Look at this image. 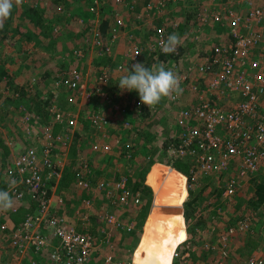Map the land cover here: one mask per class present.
I'll use <instances>...</instances> for the list:
<instances>
[{
  "label": "rangeland",
  "instance_id": "obj_1",
  "mask_svg": "<svg viewBox=\"0 0 264 264\" xmlns=\"http://www.w3.org/2000/svg\"><path fill=\"white\" fill-rule=\"evenodd\" d=\"M129 1L134 2V8L126 10L123 7L122 11L130 36L123 34L114 42L112 39H105L109 46L110 56L97 54L96 46L89 41V47L86 51L82 50V56L75 57L70 50L82 39L85 41L83 32L87 29L78 18L86 19L91 16L87 25L99 28L101 19L109 17L111 11L117 6L109 2L101 11L93 14L89 12L87 1L63 0L62 8L57 13L54 11L51 13L49 12V7H51L49 0H24L21 5L13 6L11 15L0 28V58L5 60V68L16 77L18 83L22 82L23 109L27 106L36 111L32 100L37 99L43 104L42 110H46L45 106L53 102L63 109L71 108L77 114L76 137H73L71 141L67 140L62 148L63 150L70 149L66 151L71 161L69 170L72 166L74 169V166L79 167L86 162L93 182L101 178L112 181L117 176L123 175L133 192V184L139 175L137 169L140 165L146 164L147 158L153 155L156 158L162 155L163 159L170 157L167 150H163L162 143L180 131V125L176 122L178 109L197 97V90L193 85L197 82V76L196 73L192 74L189 71L197 54L199 55L201 51L216 42H224L229 34L225 26H220L211 20L208 13L203 14L201 7L204 6L198 5L196 0H151L154 1L151 8H146L149 0ZM222 1L226 2V0ZM36 3L42 8L41 12L46 25L52 23L51 27L47 26L44 29L43 25L38 24L35 19L23 18V5ZM193 5L202 15H198V18L197 16L187 18L185 11ZM174 20L178 21L176 29L170 26L171 21ZM159 21L168 25L166 27L169 28L168 34H177L181 43L178 45L177 56L158 54L159 59L152 66L164 64L166 68L179 75L178 77L189 75L190 80L189 82L180 80L182 92L178 95L176 102L166 97L151 109L146 106V112L141 111L142 109L134 112L131 110L129 99L123 94L124 91L119 90L118 92V85L113 86L121 76L132 70L125 54L129 44L128 39H137L145 45L154 35V27ZM259 51L257 47L253 54L257 55ZM119 62L122 66L116 71L115 65ZM103 64H108L111 71L103 87L106 91L114 90L119 100L114 102H120L124 107L120 117H130V124L124 126L119 124V112L114 115L112 99H100L99 96L94 95L89 100L69 104L64 100L66 89L60 88V85L55 83L60 67L74 65L90 77L91 84L95 73L101 70L100 67H104ZM0 86L1 93L4 85ZM4 98V95L1 96L0 101ZM18 101L12 97L10 100H5V107L0 112L6 115L3 123L0 122V136L8 135L13 140L7 148V153L4 152L5 148L1 147L0 163L2 164L7 162V157L12 158L19 153L22 145L31 140L29 136L22 134L21 125L18 124L20 111L15 108L19 104ZM260 103L264 105V96ZM93 109L106 111L111 118V123L105 127H95L87 122L84 114ZM48 116L46 112L43 121H47ZM140 136L142 137L139 138ZM93 141L108 144V148L103 152L93 151L90 147ZM156 148L160 152L155 153ZM163 159L158 158V161L153 162L148 169L144 168L145 171L141 172L144 177L143 183L149 185L152 191L150 198L152 202L151 205L144 204L140 208L138 206L144 199L142 195L137 204L131 201L128 204L119 202L113 204L102 190L94 187L82 189L74 184L70 177H66L67 180L62 183L61 179L58 180L53 192L55 195H60L63 202L53 201L52 204L55 202L53 207L55 211L64 213L70 223L91 231L95 237L93 252L95 263H98L97 261H100L103 255H110V258L118 261L119 264H171L173 258L176 259L177 264H212L218 255L211 246L218 245L222 232L237 216L245 212L244 209L247 210L245 205L249 204L252 207L259 205L252 201L256 194L252 179L243 183L229 200L227 199L229 197H223L221 194L213 195L212 189L219 185L221 180L197 172L195 175L197 179L187 182L185 174L177 171ZM180 177L183 180L184 186L182 187L178 185ZM258 178L263 180L264 174ZM189 189L192 190L190 196ZM83 197L91 200V207L86 216L77 219L76 210L82 208ZM188 197H194V200L190 202L186 219L183 208L184 201ZM136 207L140 210V218L135 216ZM26 212H33V210L20 209V214ZM107 212L117 214L127 223L130 222L129 218L133 217V228L130 230L112 228L110 235L105 237L104 230L109 228L104 218ZM82 220H86L85 224L81 222ZM154 235H156V242L154 240L152 244L150 241ZM259 237L254 231L241 232L233 236L229 242L230 263L238 264L250 252L256 238ZM178 240L182 241L177 242ZM204 241L209 243V249H205L202 245ZM138 242L142 245H137ZM7 243V237H0V248L9 257L2 264H28L30 258L38 254L35 249L27 248L23 254V261L20 262L19 254L13 248L8 247ZM149 247L150 252L146 256L145 249ZM186 251H189V255L183 256ZM45 254L46 252L44 253L46 257ZM134 258H137L140 263H136Z\"/></svg>",
  "mask_w": 264,
  "mask_h": 264
},
{
  "label": "built area",
  "instance_id": "obj_2",
  "mask_svg": "<svg viewBox=\"0 0 264 264\" xmlns=\"http://www.w3.org/2000/svg\"><path fill=\"white\" fill-rule=\"evenodd\" d=\"M83 1L89 3V12L93 14L101 11L109 2L116 5L117 8L111 11L112 24L108 26L109 33L114 39L120 32H126V27L122 30L120 27L126 25L122 8L132 10L134 2ZM196 2L204 6L201 7L203 14L208 13L211 20L226 27L229 37L224 42H216L201 51L191 64L189 71L197 76V82L193 84L197 97L178 109L176 122L180 125V131L169 138L166 150L170 156L190 157L193 165L189 172L193 181L197 179V172L205 176L212 175L216 179L222 173L221 181L219 180L220 194L230 200L243 183L254 175L264 174V105L260 103L264 96V0ZM153 3L154 1H147L146 8H151ZM198 15L201 16V12L197 13V17ZM90 18L91 16L78 19L89 29L87 22ZM170 26L176 29L178 21H171ZM168 29L159 21L154 27V35L145 45L139 40L132 43L125 52L131 62L135 64L139 62V56L145 55L150 59L148 64L151 67L159 59L158 54L164 53L161 51V44L169 36ZM89 41L96 46L97 54L102 55L109 50L98 27H92L91 32L85 35V42L90 43ZM257 47L260 51L255 55L253 51ZM73 53L79 57L83 51L75 48ZM178 53V46L170 52L173 56ZM121 66L118 64L117 68ZM107 75V70L101 69L95 73L90 84V77L80 68L66 65L58 70L55 83L66 89L64 100L69 104L89 100L94 95L109 100L108 92L103 87ZM179 80L189 82V75H182ZM22 93L19 90L14 91L11 97L19 100L15 107L20 111L18 124L21 125L22 134L29 136L31 140L27 141L19 153L12 156L8 167L0 165V184L5 182L6 185L0 192L8 193L14 201L6 210L0 209V237H7L8 247L16 250L20 262L23 261L27 248L35 249L38 254L31 257L28 264H111L110 255L105 256L100 263L92 260L94 235L84 227L70 223L65 215L55 211L54 203L52 204L53 201H62L60 195H55L53 190L63 174L68 157L66 151L69 148H62L67 140L71 141L73 138L77 114L71 108L63 109L49 102L45 106L48 120L43 121L39 112L27 106L23 109ZM123 94L125 97L132 95L129 100L132 111L140 110L143 104L135 90L124 91ZM177 97L178 95L173 94L168 100L176 102ZM111 105L115 109L114 115L119 112V124H130V117H120L123 104L112 101ZM84 118L95 127H105L111 123L107 112L101 110L88 111ZM37 125L39 127H35ZM11 144L12 141L9 140L8 145ZM90 147L93 151L103 152L108 144L93 141ZM74 178L76 185L82 189L94 187L102 190L113 204L140 202L139 193L131 191L123 175L112 181L101 178L93 182L88 164L83 162ZM81 201L82 208L76 210L77 219L86 216L91 207L88 197H83ZM22 202H34L36 208L33 212H26L19 223L12 224L10 215L18 210ZM247 205V210L244 209L245 212L242 211L243 214L237 216L222 232L218 245L211 246L218 255L212 264H234L229 261L231 238L238 233L252 231L262 238L238 264H264V202L257 207ZM104 218L109 228H133L132 221L124 222L113 212H107ZM85 221L81 222L85 224ZM104 232L105 237L110 235L108 229ZM202 245L205 249L210 248L206 241ZM44 252L47 253L46 257ZM184 255H189V251L184 252Z\"/></svg>",
  "mask_w": 264,
  "mask_h": 264
},
{
  "label": "trees",
  "instance_id": "obj_3",
  "mask_svg": "<svg viewBox=\"0 0 264 264\" xmlns=\"http://www.w3.org/2000/svg\"><path fill=\"white\" fill-rule=\"evenodd\" d=\"M24 1V0H23ZM49 2L51 3L50 5H51V7H49L50 8V11L49 12H55V13H57L58 12V10H60L61 8H62V2H63V0H49ZM23 18H27V19H35L36 20V22L38 23V24H42L43 25V27H44V29L45 28H47V26H49V27H51L52 25V23H49V24H47L46 25V22H45V18L42 16V12H41V7H40V5H38L37 3L36 4H34V5H29V4H24L23 5ZM49 8H48V10H49ZM190 9H188V11L186 10L185 11V13H186V17L187 18H192V17H196L197 16V13H198V9L196 8V6L195 5H193V7H189ZM51 12V13H52ZM19 15H21L20 13H19ZM111 13H110V15H109V17L107 16V17H105L104 19H101V22H100V25H99V29H100V31H101V33H102V36L105 38V39H107V38H109V39H112L111 38V33H109L110 32V28H108V26H110L111 24H112V21H111ZM165 24H167V23H165ZM166 27H168V25H165ZM92 27L93 26H90L89 27V29L87 28V29H85L84 30V32H83V34L84 35H88L89 34V32H91V29H92ZM121 27V30L123 29V27H126V32L124 31L123 33H121L120 32V34L117 36V37H115L114 39H112L113 40V42L114 41H116V39L117 38H119V36H121V35H123V34H125V36H126V34H128L127 36H130V31H129V29H128V25H127V23H126V25L125 26H120ZM18 38V37H17ZM118 40V39H117ZM128 42H129V44H128V47L132 44V43H135V42H137V39H128ZM106 46V45H105ZM88 47H89V43H87V42H85V41H83V39H82V41H80V43L77 45H75L74 47H72L71 48V54L73 55V56H75V57H77L74 53H73V49H75V48H80V49H82L83 51H86L87 49H88ZM126 54V53H125ZM164 54L165 53H163V56H164ZM104 55L105 56H110V53L107 51L106 53H104ZM167 55H171L170 53H168ZM127 56V55H126ZM148 57H151V55L150 56H148ZM127 58L129 59V57L127 56ZM150 60V59H149ZM148 59H147V56H145V55H141V56H139V62L140 63H143L146 67H149V68H151L150 67V65L148 64V61H149ZM129 62H130V66H131V68H132V65H133V63L131 62V59H129ZM4 64H5V60L3 61V59H1L0 58V85H4V88L2 89V91H1V93H0V97L1 96H3L4 95V99H3V101L1 100L0 101V112L2 111V109L5 107V100H10V97H11V94L14 92V91H21V90H23V89H21L22 87H21V83H18V81L16 80V77L15 76H13L6 68H5V66H4ZM118 64H121V63H118ZM117 64V65H118ZM103 66L104 67H100L101 69H104V70H107V74H110L111 73V71L109 70V66H108V64H103ZM115 67H116V65H115ZM115 70L117 71V69L115 68ZM119 70V69H118ZM118 85V82L113 86V87H116ZM1 87V86H0ZM118 88H119V86H117ZM105 89V88H104ZM119 90L120 89H118L117 91L119 92ZM109 91V92H108ZM108 95H109V97H110V99H112V101H119L118 99H117V97H116V94L113 92L114 90H109L108 89ZM133 92V91H132ZM132 98V95L131 94H129L128 96H127V99H131ZM32 103H34V106H35V110L37 111V112H39L41 115H42V117H43V119L45 118V113H46V110L44 109V110H42V106H43V104H41L42 102L40 101V100H38L37 101V99H33L32 100ZM140 109H142L141 111H144V112H146V105H141V108ZM1 114V113H0ZM141 135H142V133H141ZM142 136H140L139 138H141ZM4 142V143H3ZM168 141H164L163 143H162V148H163V150H165L166 148H167V146H168V143H167ZM3 146V148H5V153H7V148H8V146L9 145H7L6 143H5V141L3 140V138L0 136V151H2V149H1V147ZM70 150V149H69ZM160 152L159 151V149H155L154 150V152L156 153V152ZM144 157V156H143ZM8 158V160H7V162L6 163H4V164H2V163H0V165L1 166H5L6 165V167H8L9 165H10V163H11V157L9 156V157H7ZM158 158H161V159H163L162 158V155H159V157H154V155L153 156H150L149 158H147V160H146V164L145 165H140L139 166V169H137L138 170V173H139V175L137 176V178H136V180H135V182H134V184H133V192L134 193H139V196L140 195H142L143 197H144V199H143V201H142V203H141V205L139 206V208L140 207H142V206H144V204L145 205H147L148 203L150 204V198H151V195H152V191H151V189H150V187H149V185H147V184H144L143 183V179H144V177H143V175L141 174V172L144 170V168H145V170L146 169H148V166H150L153 162H155V161H158L157 159ZM163 160H165V162L167 163V164H170V165H172V167H174L177 171L179 170L180 172H182L183 174H185L186 175V177H187V182H189V181H191V174H190V172H189V168L193 165V162L191 161V159H190V157H188V156H186V157H182V158H180V157H178V156H170V157H168V158H166V159H163ZM139 163H140V161H139ZM73 165V164H72ZM71 167V161H70V158H69V155H68V157H67V160H66V163H65V167L63 168V174H62V177L60 178L61 180V183H62V181H66L67 179H66V177H70V178H72V180H73V182H74V184H77L76 183V180H75V178H74V174H75V172L76 171H78L79 169H80V166L79 167H76V166H74V169H73V166H72V168L69 170V168ZM144 170V171H145ZM72 175V176H71ZM224 175H226V174H223V176ZM212 176V175H211ZM210 176V177H211ZM259 176H261V175H259ZM258 175H254L251 179H252V181L254 182V184H255V192H256V194H255V197H254V199H252V201L256 204V205H258L257 203H260V202H262V201H264V179L262 180V179H259L258 177H259ZM214 177V176H213ZM221 177H222V173H221V175H220V177L218 178V179H216L215 177H214V179H216V180H220L221 179ZM179 185H183V180H182V178L180 177V179H179ZM60 183V184H61ZM5 187H6V185H5V182L4 183H1L0 184V191H3L4 189H5ZM220 187V183H219V185H216L213 189H212V192H213V195H219L220 194V192H221V189L219 188ZM139 190H141V191H139ZM189 191V196H190V194H192V190L191 189H189L188 190ZM9 195V194H8ZM142 196H140L141 198H142ZM9 197H10V199H11V204L12 203H14V201H12V198H11V196L9 195ZM194 200V197H188L185 201H184V208H183V214H184V217L187 219V213H188V208H189V205H190V202H192ZM61 202H63V201H61ZM60 202V203H61ZM55 203V202H54ZM59 203V202H58ZM148 206V205H147ZM21 208H26V209H28V210H30V211H34L35 210V208H36V205L34 204V202H31V203H29V204H26V202H22V203H20L19 204V206H18V210L16 211V212H14V215H16V214H19L18 216H21V217H23V213H21L20 214V209ZM54 208V207H53ZM136 208H138V207H136ZM139 208H138V212H136V214H135V216H137V217H139L140 218V210H139ZM148 208V207H147ZM5 210V209H4ZM152 211H153V209H152ZM63 215H64V213H62ZM1 216V215H0ZM11 217L13 216V215H10ZM0 218H2V217H0ZM67 218V217H66ZM68 219V218H67ZM234 221V220H233ZM233 221L231 222V223H233ZM230 223V224H231ZM171 264H177L176 263V259L175 258H173L172 259V263Z\"/></svg>",
  "mask_w": 264,
  "mask_h": 264
},
{
  "label": "clouds",
  "instance_id": "obj_4",
  "mask_svg": "<svg viewBox=\"0 0 264 264\" xmlns=\"http://www.w3.org/2000/svg\"><path fill=\"white\" fill-rule=\"evenodd\" d=\"M22 3L23 0H0V28L11 15L13 6H19ZM180 43L181 40L177 34H170L161 44V51L168 54L174 51ZM118 86L122 92L135 90L140 103L149 109L159 104L162 99L171 97L173 94L179 95L182 92L178 75L166 68L164 64L149 68L137 62L132 65V70L128 71V74L119 78ZM10 206L11 199L8 193L0 192V209L6 210Z\"/></svg>",
  "mask_w": 264,
  "mask_h": 264
},
{
  "label": "crops",
  "instance_id": "obj_5",
  "mask_svg": "<svg viewBox=\"0 0 264 264\" xmlns=\"http://www.w3.org/2000/svg\"><path fill=\"white\" fill-rule=\"evenodd\" d=\"M198 18V17H197ZM120 63V62H119ZM118 64V63H117ZM117 64H116V69H117V71H118V68H117ZM120 70V69H119ZM188 82V81H187ZM5 116L6 115H2V114H0V122H2V121H4L6 118H5ZM3 123V122H2ZM73 137H76V132H74V135H73ZM3 138V140L5 141V143L8 145V141L9 140H11L12 141V143H13V140H12V138L11 137H9L8 135H5L4 137H2ZM27 142H25L23 145H22V147L26 144ZM151 202H152V200L150 201V204L149 205H151ZM128 204V203H127ZM139 207V206H138ZM149 208V207H148ZM136 212H138V208H136L135 209V214H136ZM148 213V212H147ZM11 215H13L12 217H11V219H12V224H17V223H19L20 221H21V219H22V217L21 216H18L19 214H16V215H14V213H11ZM144 217H146V215L144 216ZM15 219H19V220H15ZM130 219V222L132 223V224H134V221H133V217H131V218H129ZM15 221H17V222H15ZM143 221L145 222V218L143 219ZM143 223V222H142ZM144 224V223H143ZM112 228H116L115 226L114 227H110V228H108V230L110 231V233H111V229ZM260 238H262L261 236L259 237V238H256V240H255V242H254V244L253 245H257V244H259V242H260ZM139 239V238H138ZM140 240V239H139ZM218 242H220V241H218ZM137 245H142V244H140V242H138L137 243ZM146 251H147V253H146V256H148V253L150 252V247L149 248H147L146 249ZM136 252V251H135ZM45 253V252H44ZM47 254V253H46ZM45 254V255H46ZM137 254V253H136ZM105 256H107V255H103L102 257H101V259H100V261H97V262H101L102 260H103V258L105 257ZM146 256H145V258H146ZM135 257H136V255H135ZM9 259V257L8 256H6V254L4 253V251L3 250H0V263L2 264V263H4V262H6L7 260ZM28 261V260H27ZM136 261L138 262V260H137V258H136ZM145 261V260H144ZM109 262H111V264H115V262H118V261H113L112 259H110V261ZM138 263H140V262H138Z\"/></svg>",
  "mask_w": 264,
  "mask_h": 264
},
{
  "label": "bare ground",
  "instance_id": "obj_6",
  "mask_svg": "<svg viewBox=\"0 0 264 264\" xmlns=\"http://www.w3.org/2000/svg\"><path fill=\"white\" fill-rule=\"evenodd\" d=\"M179 179H180V178H179ZM178 182H180V181H178ZM178 185H179V184H178ZM182 186H184V185H181V187H182ZM179 189H180V188H179ZM179 189H178V190H179ZM155 236H156V235H154L152 241H150L152 244H153V241H154V240H155V242H156ZM182 239H183V238H182ZM179 241H182V240H178L177 242H179ZM150 242H149V243H150ZM149 243H148V244H149ZM148 244H147V245H148ZM147 245H146V247H147ZM146 247H145V248H146ZM145 250H146V249H145ZM135 253H136V252H135ZM134 261H135L136 263H138V262L136 261V258H134Z\"/></svg>",
  "mask_w": 264,
  "mask_h": 264
}]
</instances>
